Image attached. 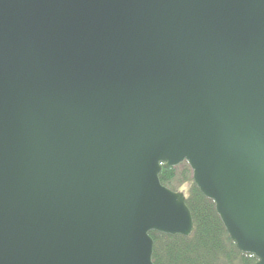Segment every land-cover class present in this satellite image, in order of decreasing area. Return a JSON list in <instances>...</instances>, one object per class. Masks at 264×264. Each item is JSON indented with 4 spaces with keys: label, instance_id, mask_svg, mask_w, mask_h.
Instances as JSON below:
<instances>
[{
    "label": "water",
    "instance_id": "obj_1",
    "mask_svg": "<svg viewBox=\"0 0 264 264\" xmlns=\"http://www.w3.org/2000/svg\"><path fill=\"white\" fill-rule=\"evenodd\" d=\"M183 162L264 264V0H0V264H154Z\"/></svg>",
    "mask_w": 264,
    "mask_h": 264
},
{
    "label": "trees",
    "instance_id": "obj_2",
    "mask_svg": "<svg viewBox=\"0 0 264 264\" xmlns=\"http://www.w3.org/2000/svg\"><path fill=\"white\" fill-rule=\"evenodd\" d=\"M160 180L173 191L186 192L194 229L189 237L151 232L154 264H257L256 256L242 253L232 241L214 202L195 184L188 162L163 169Z\"/></svg>",
    "mask_w": 264,
    "mask_h": 264
}]
</instances>
